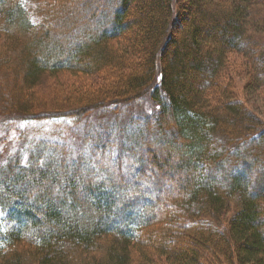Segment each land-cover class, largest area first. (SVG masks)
<instances>
[{
	"label": "trees",
	"instance_id": "trees-1",
	"mask_svg": "<svg viewBox=\"0 0 264 264\" xmlns=\"http://www.w3.org/2000/svg\"><path fill=\"white\" fill-rule=\"evenodd\" d=\"M262 30L264 0H0V114L152 107L75 155L3 149L0 264H264V119L225 73L237 55L260 93Z\"/></svg>",
	"mask_w": 264,
	"mask_h": 264
},
{
	"label": "rangeland",
	"instance_id": "rangeland-1",
	"mask_svg": "<svg viewBox=\"0 0 264 264\" xmlns=\"http://www.w3.org/2000/svg\"><path fill=\"white\" fill-rule=\"evenodd\" d=\"M174 27L175 28H173L171 33L173 40L177 38L179 33L177 25ZM261 33H264V31L262 30ZM0 42H3L1 35ZM168 49L169 46L166 47V50ZM225 58L228 60V69L225 73L231 80V83H233L231 89L233 91L234 98H236L237 101H241V103H243L247 109L254 111L255 114L261 119H264V88L261 89L260 93L253 92L246 94L244 88L247 86V74L250 73L248 66H246V63L242 58H239L235 54H228ZM234 72H236L235 75ZM67 74L68 73H64L63 75L68 76ZM66 76L60 77V79L57 81H70V78ZM87 78L89 82H92L94 79H96L89 76ZM72 79L76 85L79 84V82H77V78ZM189 80H191L190 74L187 73V81ZM53 83H55V81L52 82V80H49V82H47L44 87H42V92L46 91L47 86H50V84L52 85ZM151 108L152 107L149 100H146V97H144L140 100V102L131 101L119 107L109 105L108 109L103 107L97 108L94 111L79 118L77 121H75L73 118L60 116H48L43 117L40 119V121H34L28 117L14 113L0 114V153H2V155H0V161H2L3 157L5 156L3 149L6 150V146L10 148L12 154H15V150H18V152L24 150L29 142L33 140L37 141L41 136L48 137L52 141L61 140L65 142L71 150V153L75 155L84 133L87 134L98 132L103 134L110 130H119V132H121L123 125H125L126 120L129 117L143 114L146 111L151 110ZM150 136L152 137L151 133ZM262 141V144L264 145V140ZM253 150L254 149L252 148V151ZM144 167L147 168V165H144ZM108 168H110V166ZM258 171L264 172V170L261 168L258 169ZM107 174L110 175L109 177H111V179L116 180L114 169H108ZM103 177L105 178V176ZM131 178L132 175L129 176V174H126V183L128 184L127 186H130L129 183H131ZM177 184L179 183L176 182V185ZM180 185L183 186L182 183H180L179 186ZM138 186L141 188L145 187V185L142 183L138 184ZM150 203H153V201H150ZM236 204L237 203L233 201L229 210H235Z\"/></svg>",
	"mask_w": 264,
	"mask_h": 264
}]
</instances>
